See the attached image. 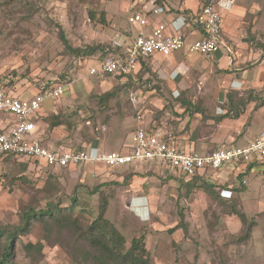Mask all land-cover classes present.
<instances>
[{
	"label": "rangeland",
	"instance_id": "rangeland-1",
	"mask_svg": "<svg viewBox=\"0 0 264 264\" xmlns=\"http://www.w3.org/2000/svg\"><path fill=\"white\" fill-rule=\"evenodd\" d=\"M128 1L0 0V84L21 98L29 97L47 82L67 84L61 97L45 99L42 104L47 114L41 117L39 139L44 145L85 147L98 154L123 149L138 116L174 136L180 127L184 135L200 130L208 136L218 133L221 124L215 118L219 104L212 93L221 74L235 72L233 67L224 73L212 67L210 71L208 63L199 59L182 75L189 83L182 84L181 80L174 85L165 60H151L145 69L138 67L123 79L93 77L87 75L83 57L71 52L86 46L114 50L113 39L125 32ZM184 1L170 0L168 6L183 8ZM257 1L264 12V0ZM193 2L196 6L198 0ZM261 32V38L252 39L250 48H257L256 43L264 39ZM100 54L97 50L85 58L95 60ZM249 63L240 67L248 68ZM263 83L261 90L253 88L245 93L251 91L255 97L243 109L246 118L253 115L264 95ZM175 89L192 106L175 97ZM105 92H113V96L100 100ZM52 115H58L63 123L50 129L46 118ZM230 130L236 131L238 142L243 127ZM228 141L224 138L207 149L211 151ZM244 144L241 139L239 145ZM19 162L26 163V169ZM245 166H241L242 171H246ZM254 167L253 173L243 176L244 191L221 188L239 187L240 169L208 177L216 190L227 191L220 203L202 190L200 180L187 196L184 178L165 176L148 163L110 168L103 161H95L49 170L39 169L38 163L25 158H0V224H18L22 211L42 208L48 201L69 206L72 197L78 200L75 212L84 210L94 218L103 194L107 199L106 218L125 236L126 246L132 238L144 234L153 264H264V160H257ZM103 183L106 185L98 192L91 193ZM227 199H237L238 207L255 221L244 242L234 240L242 234L243 226L235 214L228 213L232 202ZM37 241L42 243L41 254L32 253L31 257L23 243ZM72 243L67 231L46 233L42 224L34 221L29 234L15 243L13 261L85 264L75 261Z\"/></svg>",
	"mask_w": 264,
	"mask_h": 264
},
{
	"label": "built area",
	"instance_id": "built-area-1",
	"mask_svg": "<svg viewBox=\"0 0 264 264\" xmlns=\"http://www.w3.org/2000/svg\"><path fill=\"white\" fill-rule=\"evenodd\" d=\"M154 2L149 0L150 6L146 12L162 14L164 6ZM235 3L236 0H198L195 8H185L200 32L194 39L181 33L166 34L163 23L153 26L147 34L143 31L134 35L127 31L120 32L113 39V47L117 49L115 54L97 57L92 60L93 63H89L85 57L81 59L86 65V73L93 77L125 78L139 67L141 61L155 54L168 56L181 49L213 58L226 46L222 31L223 12L231 10ZM146 14L141 9L134 10L127 17V23L144 27L147 25ZM66 86L62 82H47L32 96L21 98L0 84V157L12 155L32 160L38 163L39 169L74 167L95 161H103L106 167L148 163L157 166L165 176H184L186 179L207 170H217L225 164L246 165L254 159L264 160V130L243 146L223 143L207 153H200L180 148L168 139L160 125L145 127L140 116L126 149L98 154L85 147H47L34 137L37 131L35 121L44 100L61 97ZM219 193L225 197L227 191L221 190Z\"/></svg>",
	"mask_w": 264,
	"mask_h": 264
},
{
	"label": "crops",
	"instance_id": "crops-1",
	"mask_svg": "<svg viewBox=\"0 0 264 264\" xmlns=\"http://www.w3.org/2000/svg\"><path fill=\"white\" fill-rule=\"evenodd\" d=\"M168 3H171L170 0H162L161 3L158 4L163 5L165 11L162 14H153L152 12H146V9L150 6L149 0H129L126 7V18L134 10L141 9L145 12V14L147 13V25L144 27H140L139 25H130L127 23L126 19L127 25L124 30L132 35L140 31H143L145 34H147L150 32L153 26L158 23H163L165 25L166 34L181 33L185 34L189 39L198 37L200 34L199 29L194 24V21L189 17V14L184 12L185 8L196 7L193 0H185L184 3L186 7L183 8L181 7L173 9L168 6ZM222 31L226 46H223L213 58H205L199 54L188 53L186 50L181 49L171 53L168 56L155 54L147 60L141 61L139 65V67L145 69L151 60L155 61V59H158L160 62L165 60V63L171 68L169 79L174 85L179 84L178 82L181 80L183 81L182 84L189 83L187 79H183L182 75L189 69V67L196 64L199 59H204V62L208 63L210 71H213V69H211L212 67L215 69V71L224 73V71L227 70L232 71L233 67L235 72H226V74L224 73V76H222L220 73L221 77L217 79L219 80V83L212 93L213 99H215L219 104L217 106V111H219V114L215 118V121L218 124H221L218 133H212L208 136L206 133L200 130L199 132L192 131L190 134H187L186 132L184 135L181 134L180 127V129L177 130L179 132H176L177 134L174 136L168 133L166 128H163L168 139L185 150H195L200 153H207L210 150L207 148L212 149L214 143L220 142L224 138H229L228 143L225 144L239 145L241 139H244L245 144H247L248 141L257 137L264 130V98L262 101H259V103H256L257 108L253 115L249 118H246V116L243 115V112H241L238 116L233 117L232 112L229 111L227 113V109L225 107L228 92L236 91L238 92V97L243 98L247 95L245 93L249 89L255 88L256 91L261 90V82H264V39H261L260 42L256 43L257 48H250L252 39L261 38V31H264V12L261 11L259 2L257 0H236V3L231 10L223 12ZM227 48H229V50ZM247 61H250L249 64L251 67L249 66L248 68H241L240 64H244ZM88 62L93 63L92 60H89ZM38 90L32 92L30 96H32ZM180 93L178 89L173 90V95L175 97L177 96L180 98V101L192 106L190 100L187 101L183 99V97L180 96ZM261 97H264V95H261ZM261 97L259 100H261ZM226 113L228 115H226ZM46 114L47 112L42 110L41 105L38 119L35 121L37 131L34 133V137L40 143L39 124L41 122L42 115ZM220 116H222V118L218 120ZM142 123L145 127L159 125L157 123L146 124L143 121ZM231 127L236 130H238L240 127H243V135L238 142L235 141V134H237L236 131L230 130L229 132V128L231 129ZM223 143L224 142L219 143V145L215 148L219 147ZM129 145L130 138H128L124 146L125 149ZM47 147L56 148L53 146ZM195 147H199V150H196ZM257 160L260 159L253 160V165L247 170L248 174L255 171L254 164H256ZM241 166L242 165L225 164L217 170H207L205 172H201V174L197 176H202L207 181H210L208 177H210L211 174H214L218 177L220 176V174H218L220 172L229 173L232 169H240L239 173L237 174L238 177L239 174H243V172H245L242 171ZM221 188L236 191L228 187H223V185Z\"/></svg>",
	"mask_w": 264,
	"mask_h": 264
},
{
	"label": "trees",
	"instance_id": "trees-1",
	"mask_svg": "<svg viewBox=\"0 0 264 264\" xmlns=\"http://www.w3.org/2000/svg\"><path fill=\"white\" fill-rule=\"evenodd\" d=\"M156 4L161 3V0H155ZM187 12V10H184ZM66 43V40H64ZM114 48V47H113ZM97 50H100L101 54L98 58L104 57L108 54H115L117 49L111 48H98L86 46L85 48L71 49V52L78 57H90ZM113 96V92H105L100 96V100L105 101L109 97ZM255 97L251 91L241 98L238 97V92L230 91L227 93V102L225 107L227 113L232 112V116H238L250 100ZM264 97H261L263 100ZM226 113V115H228ZM220 116L219 119H221ZM48 128H53L61 125L63 122L58 115H52L46 118ZM80 149V148H77ZM0 158H13L12 155H6ZM253 160L246 165V171L243 174L238 175L239 187L231 188L236 191H244L245 185L242 180L244 174L250 169ZM19 166L26 169V163L19 162ZM62 169L67 167H59L55 169ZM119 168V167H110ZM48 169V168H47ZM53 170V169H49ZM128 177V176H127ZM186 180V195L188 196L194 187L196 180H200L199 184L203 191L211 195L218 202H223L225 199L220 195L219 191L216 190L213 184L208 182L202 176H193L185 178L184 176L178 177ZM177 179V178H176ZM106 184H99L96 186L91 193L98 192L102 186ZM225 187V186H223ZM227 188V187H226ZM231 200L232 204L228 207V213L235 214L241 221L243 226L242 234L235 236L234 240L237 243H241L249 239L254 226L255 221L249 220L238 207L237 199ZM78 202L76 197L71 198V204L69 206L62 205L61 202L48 201L42 208L35 209L28 207L20 214V220L15 225H2L0 224V264H16L13 261V253L15 249V243L23 236L29 234L32 222H40L44 227L46 233H50L52 230L60 233L67 231L71 240L73 241L75 249V261L80 260V263L85 264H153V260L145 246V235L141 234L138 237H134L130 240L128 246H126L125 236L109 221L106 216V205L107 199L102 194L99 198L97 214L94 218H91L90 214L84 210L75 212L73 210L75 204ZM23 249L26 253L32 257V253L41 254L42 243L37 241L35 243L25 242L23 243ZM79 255V258H78Z\"/></svg>",
	"mask_w": 264,
	"mask_h": 264
}]
</instances>
